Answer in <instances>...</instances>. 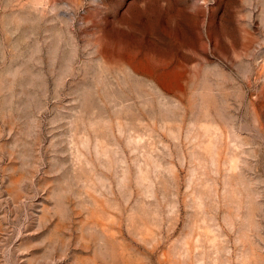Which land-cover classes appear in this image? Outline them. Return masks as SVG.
<instances>
[{
  "label": "rangeland",
  "instance_id": "rangeland-1",
  "mask_svg": "<svg viewBox=\"0 0 264 264\" xmlns=\"http://www.w3.org/2000/svg\"><path fill=\"white\" fill-rule=\"evenodd\" d=\"M0 264H264V0H0Z\"/></svg>",
  "mask_w": 264,
  "mask_h": 264
}]
</instances>
